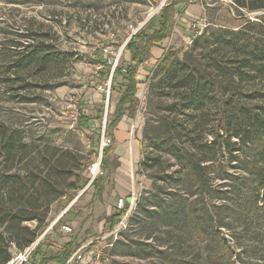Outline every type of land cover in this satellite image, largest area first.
Instances as JSON below:
<instances>
[{"label": "rangeland", "instance_id": "rangeland-1", "mask_svg": "<svg viewBox=\"0 0 264 264\" xmlns=\"http://www.w3.org/2000/svg\"><path fill=\"white\" fill-rule=\"evenodd\" d=\"M239 1L247 4L258 2L207 0L208 4L204 6L197 3L201 12L196 15H202L207 25L236 26L246 18L264 14V8L251 10L241 6ZM153 4L147 0H0V132H3L2 141L10 138V145L15 146L5 168L35 181L37 189L32 192L39 204L50 200L43 226L38 227L36 221L25 223L37 228V234H40L56 220L42 240V249L57 241L69 240L74 244L90 241L108 232L105 223L114 211L113 201L120 196H130L135 199L124 219L125 226L120 227L121 233L116 237L106 238L112 243L116 239L121 241L114 251L112 245L107 246L114 264H218L210 263L205 256L195 259L206 241L213 244L224 241L233 251L229 260L231 264H264V220L245 212H242L244 216L240 215L237 204L244 189L236 181L216 178L214 183L219 189L218 183H226L223 187L226 189L225 198L209 195L201 199L197 189L190 188L183 181L179 161L169 154L159 157L160 153L143 139L146 118L152 124L151 120L157 119L156 114L150 120L144 113L147 76L154 64L138 68L137 78L140 81L135 113L133 116L124 115L111 128L113 137L109 144L112 150L107 157L108 165L105 169L96 165L100 162L101 144H108L104 129L113 116L122 80L117 75L110 81L111 65L108 68L103 61L113 58L119 64L129 60V53L123 44L148 17ZM186 4H189L188 1ZM186 4L176 6L177 22H174L173 31L176 26L188 35L186 28L181 26L182 6ZM151 24L154 26L153 22ZM23 33L44 42L50 51L65 52V60L53 61L43 68L34 65L16 71L10 67L15 53L12 46L17 41L23 45L33 42L20 36ZM176 35L178 37L168 49L184 51L190 46L186 42L187 37L181 39L178 33ZM102 47H106L107 51H102ZM110 84L114 89L109 101L107 90ZM164 98L169 100L167 96ZM69 103H75L76 109L88 119L79 121L74 129L68 127V115L72 109L68 107ZM103 108L102 117L98 118L97 110ZM208 128L202 129L203 141L211 140ZM183 140L188 138L183 136ZM182 145L186 146V143ZM218 145L223 143L214 146ZM35 147L44 150V158L36 154ZM142 159L147 163L139 168ZM1 161L0 158V167ZM47 161L55 168L49 169ZM232 166L229 163L218 170L213 169L212 176L228 170L238 173V169ZM178 170L180 172H176ZM165 175L164 180L159 179ZM94 177L96 181L91 183ZM82 178L90 180L83 188H78ZM155 180L156 187L153 186ZM158 186L163 188L162 192ZM156 190L159 196L171 203L175 202V195H182L191 207L194 202L197 208L207 206L212 212L214 226L200 236L191 227L192 223H183L178 219L168 223L167 218L150 215L148 204L157 194ZM12 195L19 197L15 190ZM141 197L144 207L135 213ZM131 219L133 223L129 225ZM63 223H69L72 231L61 232L60 225ZM127 242L142 245H134L125 253L122 244ZM146 244L168 250L175 259L139 257L147 249ZM183 254L185 256L181 257ZM219 257L221 264H228L226 257ZM179 258L193 262H182Z\"/></svg>", "mask_w": 264, "mask_h": 264}, {"label": "trees", "instance_id": "trees-1", "mask_svg": "<svg viewBox=\"0 0 264 264\" xmlns=\"http://www.w3.org/2000/svg\"><path fill=\"white\" fill-rule=\"evenodd\" d=\"M188 0H170L161 11L150 18L145 27L139 28L130 35L124 44L129 52V61H121L113 69L111 81L117 75L122 80L118 91V98L113 108V116L105 125L108 135V144L101 147V168L108 165V154L112 150L109 144L113 135L111 128L121 118L129 114L133 116L137 108V80L136 73L140 63L151 57V48L167 37L173 30L177 3H186ZM241 6L255 10L264 8V0L247 4L239 1ZM154 19V20H153ZM154 23V26L151 23ZM20 36L33 40L32 43L17 41L12 47L13 64L10 67L16 71L38 65L46 67L51 62H58L65 52L50 51L44 42H39L29 34ZM23 46V47H22ZM68 59V58H66ZM110 67L112 60L103 61ZM148 89L145 99V116L142 137L149 146L161 154H169L176 158L183 170V181L191 188H196L198 196L214 195L221 199L226 196L225 182L214 180L227 179L236 181L244 189L243 195L238 198L237 204L241 216L242 212L264 220V14L255 18H246L236 26L225 24H208L201 34L196 36L190 46L184 51L166 49L150 70ZM114 86H109V101ZM165 96L169 100H165ZM98 118L102 117L103 109L97 110ZM183 119V122H181ZM88 120L81 114L79 121ZM87 121H85L86 123ZM209 127L207 134L211 140L203 141L201 134L203 127ZM186 136L188 140L181 141ZM3 132H0V264L10 258L12 243L16 248H22L30 243L37 235V228H31L26 221H36L37 226L44 225L48 213V203H40L34 197L32 190L35 181L20 172H9L5 164L12 149L11 139L2 141ZM186 143V146L182 144ZM216 143L223 145L214 146ZM25 145V144H24ZM28 148L29 146H21ZM36 154L44 158V150L40 147L33 149ZM154 161V160H152ZM49 169H54L47 161ZM147 162L142 159L139 168ZM233 164L238 173L226 171L224 174L212 176L213 169L226 164ZM151 165V164H150ZM176 172H180L179 170ZM172 174V173H171ZM165 176L159 179L164 180ZM214 178V179H212ZM89 178H82L78 188H83ZM96 181V177L91 183ZM156 180L153 186L156 187ZM160 186V185H159ZM158 186V187H159ZM160 191L163 188L159 187ZM162 189V190H161ZM17 191L19 197L12 195ZM149 202V214L167 218L168 223L178 219L183 223H192V228L200 236H204L211 227V210L205 207H191L182 195H175V202L159 196L158 193ZM72 196L70 195L69 198ZM131 197L125 198V207L121 210L114 208L107 218L106 229L111 231L119 223L129 209ZM135 213L144 207L141 200L137 202ZM133 221L128 223L132 224ZM218 226H221L219 224ZM121 233L120 230L118 234ZM121 242L116 239L112 243V251ZM39 244L33 258L42 262L55 261L70 254L73 245L65 243L60 253L55 256L43 257L45 250ZM137 242L123 243L125 253L132 250ZM49 246V245H48ZM47 246V247H48ZM45 247V248H47ZM146 250L139 257L156 256L165 260H173L175 256L168 250L146 244ZM185 251V250H184ZM220 256L229 260L233 251L219 241L217 244L205 242V246L198 252L195 259L205 256L210 263L221 264ZM185 255H181L184 257ZM194 258V257H193ZM179 258V261L193 262Z\"/></svg>", "mask_w": 264, "mask_h": 264}, {"label": "built area", "instance_id": "built-area-1", "mask_svg": "<svg viewBox=\"0 0 264 264\" xmlns=\"http://www.w3.org/2000/svg\"><path fill=\"white\" fill-rule=\"evenodd\" d=\"M148 2H153L151 12L149 13L148 17L144 19L132 32H136L139 28H141L145 22H147L150 18L158 14L162 7L167 4L170 0H147ZM222 2H226L229 0H218ZM196 2L199 3L201 6L207 5V0H188V3ZM187 29L189 31V34L187 36V44H191L192 40L202 33L204 28L207 26V24L204 22V18L202 15H190L189 20L187 21ZM131 35V34H130ZM128 36V38L130 37ZM126 39V41L128 40ZM125 41V42H126ZM125 44V43H124ZM123 44V46H124ZM102 51H107L106 47L101 48ZM112 60L111 63V71L109 74V80L111 81L113 69L116 65H118L117 60L110 58ZM109 96V87L107 90V100ZM68 107H71L70 113L68 115V127L70 129H74L77 127V124L79 122V118L81 113L76 109L75 103H69ZM106 112V110H105ZM105 114V113H104ZM105 144V142H102ZM103 145L101 144V147ZM100 147V150H101ZM99 162L96 164L98 165ZM134 197H131L130 199V206L134 203ZM114 208L116 209H123L125 207V198L120 196L117 197L113 201ZM129 206V209L125 212L123 215L122 221L119 222L113 230L108 231L105 235L99 236L97 238H94L90 241H83L81 243H78L77 246H74L72 248V251L69 255H67L64 258L56 259L53 261H46L42 262L39 259H34L33 255L36 251L39 244H41L42 240L44 239L45 235L49 230L52 229L54 223L56 220L49 225L47 229H45L40 234H37L36 237L27 245L23 246L22 248H16L15 245L12 243V253L10 258L5 262V264H114L112 261V257L110 253L107 250L108 245H112V242L106 241V238L109 236L116 237L118 234V231L120 230V227H124V219L126 216H128L129 211L132 209ZM60 231L63 233H69L72 231V227L69 223H63L60 225ZM68 241H57L54 242L51 246V244L48 246V248L44 249L45 254L43 257H49V256H55L60 253L61 249L65 245V243ZM55 251H59L56 253Z\"/></svg>", "mask_w": 264, "mask_h": 264}, {"label": "crops", "instance_id": "crops-1", "mask_svg": "<svg viewBox=\"0 0 264 264\" xmlns=\"http://www.w3.org/2000/svg\"><path fill=\"white\" fill-rule=\"evenodd\" d=\"M178 4H181V2L180 3H177V5ZM183 4H186V3H183ZM182 10H184V12L182 14V19L181 20L183 22H181V26L184 27V28H186L185 29L186 33H189V31L187 29V24L186 23L189 20L190 15L199 14L201 12V10H200V7L198 6L197 3H189V4H186L185 7L182 6ZM175 17H176V14H175ZM175 21H176V18H175ZM177 33H178L179 36H181V39H184V38H186L188 36L187 34H185V32H183L182 30H180L178 27L175 26L174 27V31L172 30V32L167 37H165L164 39H162L160 42H158L155 46H153L151 48V57H149L147 60H145L142 63H140L138 65V68L139 67H144L146 65L149 66L151 64H154L155 65V63L157 62L158 58L162 55V53L166 49L171 48V44L174 43L173 41L178 37L176 35ZM174 45H176V44H174ZM127 61H129V60H127ZM138 68H137V73H138ZM137 73H136V80L138 82L137 83V87H138L140 80L137 78ZM116 101H117V99H116ZM116 101H115V103H116ZM103 110H104V108H103Z\"/></svg>", "mask_w": 264, "mask_h": 264}, {"label": "bare ground", "instance_id": "bare-ground-1", "mask_svg": "<svg viewBox=\"0 0 264 264\" xmlns=\"http://www.w3.org/2000/svg\"><path fill=\"white\" fill-rule=\"evenodd\" d=\"M94 167H96V165H94Z\"/></svg>", "mask_w": 264, "mask_h": 264}]
</instances>
